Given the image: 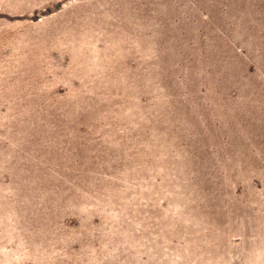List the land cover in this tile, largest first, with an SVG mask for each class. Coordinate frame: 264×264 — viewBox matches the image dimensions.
<instances>
[{
  "label": "rangeland",
  "instance_id": "obj_1",
  "mask_svg": "<svg viewBox=\"0 0 264 264\" xmlns=\"http://www.w3.org/2000/svg\"><path fill=\"white\" fill-rule=\"evenodd\" d=\"M0 264H264V0H0Z\"/></svg>",
  "mask_w": 264,
  "mask_h": 264
}]
</instances>
